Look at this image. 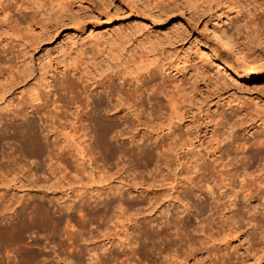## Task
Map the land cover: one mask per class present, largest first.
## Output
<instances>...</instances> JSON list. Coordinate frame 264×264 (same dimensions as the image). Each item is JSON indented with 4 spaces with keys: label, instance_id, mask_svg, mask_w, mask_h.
I'll return each instance as SVG.
<instances>
[{
    "label": "bare ground",
    "instance_id": "obj_1",
    "mask_svg": "<svg viewBox=\"0 0 264 264\" xmlns=\"http://www.w3.org/2000/svg\"><path fill=\"white\" fill-rule=\"evenodd\" d=\"M11 1H14L13 4L18 6L16 0ZM188 1L186 0L187 3ZM191 2L194 6L198 0H191ZM255 2L257 5L256 30L258 31L256 32L264 40V0ZM189 6L191 7V5ZM0 9L3 8L0 7ZM29 21H25L27 26H29ZM222 28L218 26L217 22H211L212 32L210 34L212 33L211 37L214 42H209L206 45L207 53L214 55L216 69H223L225 71L223 74L232 76L231 79L235 81H238L237 78L240 77L241 79L253 77L254 65H256L255 62H258L253 51L256 44L252 40H248L250 44L248 46L245 44V46L250 53L247 54L246 47L245 50L239 48L237 41L235 42L231 38L230 34L232 33ZM10 51L12 52V50ZM8 52L7 47L0 46V55L5 56ZM83 54L79 66L70 64L66 68H60L62 78L69 81L66 86L63 83L64 85L60 84L61 87L57 89L59 100L62 101L61 105L51 102L52 109L50 111L45 109L49 103L42 100V96L34 91L32 92L34 103H27L24 100L21 103L23 104L21 109L16 105V107L10 108L12 103H7L4 105V111L8 114L0 113L1 118H20V112H23V118H39L38 122L28 120L21 127L5 128L0 132V146L5 144L10 146L11 143L7 141L8 139H14L18 148L21 143L22 146L23 143L25 146V149L21 148L20 150L17 157L18 162L14 157L9 158L10 152V154L5 152L7 167L9 169L17 168L20 172L8 181L15 182V180L20 181L24 177L26 178V176L22 178L21 173L27 168L25 167L28 164L27 158L32 157L30 163L35 172V177L31 179L33 185L44 180L38 181L41 176L36 172H44L47 174L44 177L45 183H48L49 188H65L71 193L75 192L73 204L67 205L66 203L63 207L47 209L55 221L52 223L53 220H51L54 225L50 233L47 232L49 234L45 238L48 240L57 239L60 242L63 241L61 239L63 237L69 242V246L64 245L65 247H63L62 243L57 247L56 243L57 249L54 248V245H48L50 248L43 245L39 247L41 242L39 243L38 235H27L26 237L30 240L25 245H21L19 242L23 241L25 236L22 233L23 225L21 226V224L25 219H27L25 220L27 225L32 223L36 214L29 209L34 215L22 221V204L14 206V202L5 203L7 201H3L0 195V264H35L34 257L37 254L49 256L52 254L51 252L57 251L56 257L63 256L58 257V261L63 264L82 263L84 252L89 255L88 264H178L183 255L181 252L178 253L181 243H176L178 240L175 241L172 237L171 230H175L179 223L189 228L190 220H195L200 215L207 214L208 216L209 214L211 217L216 214L218 211L212 204L217 202L212 198V194L215 187L220 188L219 185L225 187L224 197L227 210L225 214L228 220V229L224 238L238 231L234 224L239 222L244 228L243 234L249 235L251 232L257 236L260 247L256 251V259L264 262V135L261 134L262 131L264 132V116L252 112L250 109L232 108L225 104H222V107L217 106L215 111L209 113H205V110L204 113L193 111L192 106L198 107L203 102L212 101L210 98L215 95L219 97L221 90L233 84V81L223 79L217 72L218 76L212 78L214 79L212 81L213 91L207 95L209 100L198 97L194 101L195 98L190 95H196V88L185 89L178 85L171 86V89L167 87L169 85L166 84L165 77L168 74L163 68V64L162 71L157 72L152 66L153 59L148 53L139 54L137 57L123 54L120 57L121 53L118 55L106 54L107 58L104 57L105 54L101 50L84 51ZM108 56L111 57V60L108 59ZM118 58L121 59L117 60ZM259 58L262 57L259 55ZM113 60L116 61L112 63ZM54 72L52 70L47 72L50 73L49 78ZM71 75L73 78L70 77ZM196 76V73L195 76L192 74L189 80L195 82ZM43 80L45 81L44 95L50 97L52 93L50 81L48 77ZM62 81L64 80L60 82L62 83ZM61 90L64 91L61 92ZM261 91L264 93V88ZM24 107H30L35 116L32 113L31 117H28L29 111H24ZM184 121L190 123L185 129L180 127L182 124L180 122ZM247 127L249 129L244 133L246 136L249 130H254L249 133L247 139L242 140V137H238L239 130ZM141 131V137L134 139L136 134ZM151 131L155 132V136L160 134L162 147L159 141L158 143H147L148 140H151ZM208 132H210L211 143L203 146L204 135ZM127 138H130L128 142L125 141ZM139 140H143L140 146L129 145ZM196 146L200 147L204 153L196 149ZM174 152L179 155V158H177V167L172 168L170 157ZM154 155L156 158L153 157ZM161 156L162 186L165 187L163 190L183 188L181 191H176L175 198L183 206L181 213L184 212V215L180 217L181 213H179L174 217L165 216L164 220L158 222L155 228L142 226L137 228L141 223L138 220L147 209L146 206L150 205V201L135 198L130 195L128 190L136 185H146L143 177L139 175L119 187L108 186V181L120 169H129L128 162L134 164L154 160L156 164ZM187 156L189 158L185 159ZM112 163L117 166L114 172L106 169ZM132 169L134 170V168ZM174 169L175 171L171 173V170ZM184 172L189 173L188 177H183L185 186L181 184V178H179V175ZM118 175L120 173L115 177ZM49 178H53V181L48 182ZM0 184H4V178L1 175ZM106 186L108 187L107 191H97V188L102 189ZM93 190L96 192L91 193ZM199 197H204V199L199 200ZM29 206L31 205L29 204ZM10 208H13L11 216H6V211ZM31 213L27 212V214ZM85 213L97 221L93 229L98 237L107 239L109 247L105 246L106 243H102L98 248V250L100 248L102 250L96 251L84 243L91 239L92 228L88 229L89 233H79L80 231H67L58 227L64 220V216L84 224ZM48 214L50 213L48 212ZM25 216L28 217V215ZM46 217L44 221H46ZM131 226L135 227L133 234L128 232ZM191 229L189 228L183 237L186 242L191 235ZM119 232H124L123 240L125 241L118 239ZM80 241L81 243H79ZM156 243L162 244L161 249L158 250L159 247H157L158 252L154 251ZM172 245L176 247H172ZM162 249L171 252V254L162 255ZM165 253L167 254V252ZM147 254H149L148 259L141 262L143 260L141 258ZM38 256L41 257V255ZM137 257L141 261L137 260ZM41 258L44 260L43 256ZM52 261L49 259L43 264H52ZM58 261L54 262L58 263Z\"/></svg>",
    "mask_w": 264,
    "mask_h": 264
},
{
    "label": "rangeland",
    "instance_id": "obj_2",
    "mask_svg": "<svg viewBox=\"0 0 264 264\" xmlns=\"http://www.w3.org/2000/svg\"><path fill=\"white\" fill-rule=\"evenodd\" d=\"M255 1L256 0H201V3H199L198 0V3L193 6L191 0L188 1V3L186 0H16V4L18 3V6H16L13 4L14 1L0 0V7L3 8L0 9V31L2 30L0 33V46L4 45L9 51L5 56L0 55V113L2 115L8 114V112L4 111V105L7 103H12L10 108H14L16 105L19 109L22 108L23 104L21 103L24 100L27 101V103H34L32 101V92L34 91L42 96V100L49 103L45 109L49 111L52 109L51 102H54L56 105H61L62 101L59 100L57 89L61 87L60 84H65L66 86L69 81L66 78H62L60 70L66 68L70 64L79 66L80 59L84 56V51L101 50L106 58V54L118 55V53H121L120 57H122V54L137 57L139 54L148 53L153 59L152 66L157 72L162 71L163 64V68L168 74V76L165 77L166 84L169 85L167 87L170 88L171 86L175 87L178 85L180 88L185 89H190V87L196 88V95H190V97L195 98L194 101L197 100L198 97H204L205 100H209L207 95L210 91H213L212 81L214 79L212 78L214 76L216 77L219 74L223 79L225 78L233 81V84H230L231 86L221 90L219 97L215 95V97L210 98L213 102H203L198 105V107L200 106L199 108L196 105L192 106L195 112L202 111V113H204L205 110V113H209L210 111H215L217 106L222 107V104H225V106L229 105L232 108L241 107L243 109H250L252 112H257L264 116V93L261 91L264 88V40L261 39L256 30L257 5ZM189 5H191V7ZM25 21L30 22L29 26H27ZM211 22H217L218 26L224 28H222L223 30L232 33H229L231 38L235 42L237 41L236 43L241 49L245 50V44L247 46L250 44L248 40H252V42L256 44L254 45V50L251 48L255 54L253 55L255 57L257 56L256 60H258V62H255L256 65H254L253 77L249 79H241L240 77L237 78L238 81H235L231 79L232 76L224 75L223 73L225 71L223 69H216L214 55L209 52L207 53L206 48L209 42H214L211 37L212 33L210 34V32H212ZM9 49L12 50V52ZM246 49L248 52H245H247V54L250 53L247 47ZM257 53L262 58H259ZM108 57V59L111 60V57ZM120 59L121 58H118L117 60ZM115 61L116 60H113L112 63ZM51 70L55 72L49 78L50 73L47 72ZM193 72L197 75L195 82L189 80L192 74L195 76ZM45 77H48L51 84L50 88L52 95L50 94V97L44 95L45 81L43 78ZM70 77L73 78V75ZM61 80L64 81L61 83ZM63 91L64 90H61V92ZM63 109L65 108L63 107ZM257 109L258 111H256ZM24 111H29L28 117H31L33 112L30 107H24ZM22 113L23 112L19 113L21 119L0 117V132L5 128L11 129V127H21L22 124L25 123V121L28 122V120L39 121L38 117L23 118ZM32 115L35 116L34 113ZM188 123L189 121L180 122V127L185 129ZM240 129V135L238 137H242V140L247 139L249 133L254 130H249L246 136L244 133L249 127ZM141 133L142 131L136 134L134 139H139ZM150 133L151 140H148L147 143H158L159 141L162 147V138L160 134L159 136H155L154 131ZM261 134L264 135V132L262 131ZM209 136L210 132L204 135L203 146L211 143ZM129 139L127 138L125 141L128 142ZM7 141L11 143L10 146L9 144L0 146V175L4 178V184H0V195L3 201H7L5 203L14 202V206L22 204V221L25 218L32 217L34 215L32 214L33 212L36 214L33 217L34 219L32 218V223H28L27 225L25 221L27 219H25L21 224V226L23 225L22 233L25 236L22 239L23 241L19 243L25 245V243L30 240V238L26 237L27 235H38V237H40L39 243L41 242L39 247L43 245L46 246V248H50L49 246L54 245L55 248L56 243L57 247L62 243L63 247H68L69 242L64 240L63 237H60L63 240L60 242L57 239L48 240L45 238L52 230L51 228H53L54 225L52 223L55 221L52 218L51 212L47 209H54L57 206L63 207L66 203L67 205L73 204V194L75 192L71 193L65 188H49L48 183H45L44 177L47 176V174L44 172H36V174L39 173L41 176V179L39 178L38 181L44 180L39 184L37 183V185H33L31 179L35 177V172L30 163L33 159L32 157L27 158L28 164L25 166L27 168L21 173L22 178L24 176H26V178L24 177L23 180L20 181L15 180V182L8 181V179L10 180L16 176V173L19 174L20 172H18L19 170L17 168H15V170L14 167L11 169L7 167L5 161L7 157L5 155L7 152L8 154L11 153L9 158L14 157L18 162L17 157L19 156L20 150L21 148L25 149V146L23 143V147L21 143L20 148H18V146L15 145L17 142L14 141V139H8ZM13 141L14 145L12 144ZM142 141L143 140H139L129 145L140 146ZM3 142H5V140H3ZM195 148L198 150L201 149L198 146ZM200 151L204 153L203 150ZM153 157L156 158L155 155ZM177 158H179V155H176L175 152L172 153L170 157L172 168L177 167ZM187 158L189 157H185V159ZM127 164L130 166L129 169H120L114 177L108 181V186H123L129 180L132 181L139 175L143 177L146 185H136L128 190L131 196L150 201V205L146 206L147 209L138 220L141 223L137 228L140 226L144 228H155L156 224L164 220L165 216L174 217L181 213L183 206L181 203L179 204V201L175 198V193L176 191H181L183 188L179 187L176 190H163L165 187L162 186V156L158 159L157 165L154 160L134 164L128 162ZM132 168H134V170ZM106 169L110 172H114L117 166L112 163ZM174 171L175 169L171 170V173ZM31 173L33 174L32 177ZM119 173L120 175L115 177ZM188 176V172L179 175L182 185H186L183 183V177L186 178ZM151 179L155 180L152 181ZM50 181H53V178H49L48 182ZM219 186L220 188L215 187L213 189L212 194V198L217 202L212 204V206H214L218 212L211 217H209V214L208 216L207 214H203L195 220L191 219L189 228H192V231L187 242L183 237L185 233H187V230L189 231V228L179 223L175 230H171L172 237H174L175 241L178 240L176 243H181V247L178 246V253L181 252V255H183L178 264H264L261 260L256 259L255 255L258 247H260L257 236L251 232L249 235L243 234L244 228L239 222L234 224L238 231L224 238V234L227 233L228 229V220L225 214L227 211L224 197L225 187H222V185ZM107 190V186L102 189L97 188L98 192ZM94 192H96V190L91 191V193ZM200 195L202 196V194ZM203 199L204 197H199V200ZM192 200L195 201V199ZM23 204L26 206H23ZM29 204L31 206H29ZM12 209L13 208H10L6 211V216H11ZM29 209L32 210V213ZM72 210L74 211V209ZM27 212L31 214H27ZM48 212L51 215L48 214ZM24 215H28V217H24ZM179 215L183 217L184 212ZM45 217L46 221H44ZM84 217L86 219L85 223L80 224L79 221L64 216V220L58 227L67 231H80L79 233H89L88 229L90 228L89 230H91L92 228V233L90 234L91 239L84 243L88 244L90 248L96 249V251L102 243H106L105 246L109 247L107 239L98 237L96 231L93 229L97 221L91 218L88 213H85ZM51 220H53V222ZM49 221L50 224H48ZM134 231L135 227L132 228L131 226L128 229V232L131 234H133ZM172 231L175 232V235ZM119 233V237H121H118V239L120 241H125L123 240L124 232ZM100 241L102 242L100 243ZM79 243H81V241ZM158 244L156 243L155 252H158V250L162 248V244ZM57 247L55 249H57ZM157 247H159L158 250ZM172 247L176 246L172 245ZM101 250L102 248L98 251ZM165 252H167V254ZM51 253V255H49L50 253L48 254L49 256L46 254H37L36 257H34V263L43 264L44 261L50 259L51 261L53 260L52 264H63L58 261V257L63 256L59 255L56 257L55 253ZM83 254L82 263L80 264H88L87 260H89V255L85 252ZM170 254L171 252L162 249V255ZM38 255H41V257L43 256L44 260ZM148 256L149 254L142 257V261L138 257L136 259L144 262L148 259ZM41 259L43 262H40L42 261ZM56 260L58 263H55L57 262Z\"/></svg>",
    "mask_w": 264,
    "mask_h": 264
}]
</instances>
